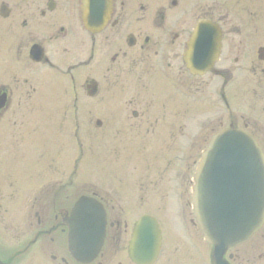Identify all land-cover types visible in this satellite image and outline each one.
<instances>
[{"label":"rangeland","instance_id":"obj_1","mask_svg":"<svg viewBox=\"0 0 264 264\" xmlns=\"http://www.w3.org/2000/svg\"><path fill=\"white\" fill-rule=\"evenodd\" d=\"M28 1L31 0H20L16 3V17H22L27 10L34 11L35 5L39 9L38 3L43 0H37V3ZM145 1L149 2L145 9L131 5L125 10V16L132 17L135 21L143 16H146L148 20H159L164 12L166 17L195 15L194 20H188L185 23L191 29L198 21L195 19L207 13L216 17L229 18L225 20L227 23L221 21L225 40L221 60L216 69H230L232 76L229 89L232 109L228 114L221 108L222 104L220 107L218 103V89L222 82L220 75L212 72L196 80L198 88L208 95H200L203 92H199L195 99L178 98L174 104L176 110L170 106L169 109L167 108L169 114L175 111L182 113V120L178 119L185 125L187 138L183 139L182 131L181 134L178 133L176 139L180 141H177L176 146L181 144L184 150L176 151L175 156H180L185 166L180 165V171L179 166L176 169L171 168L166 171L165 177H161L159 171L162 172L161 168L167 167L166 162L170 160V157L168 147H165L164 139L161 138L165 131L159 133L161 129H158L154 132V128L157 127L153 124L157 123L155 122L157 118H165L160 116L164 115L163 109L159 101L148 100L137 106L141 112H145V115L140 116L139 119L130 116L128 110L130 105L125 102L130 88L124 87V83H119L120 79L116 81L110 69L111 53L115 54L117 44L115 41L112 44L106 43L105 37L109 31L100 36L101 56L98 55V58L96 57V60L94 59L89 65L75 69H72V66L88 60L90 56L89 41L82 39L73 46L71 37L49 38L48 46L51 45L52 51L48 50L47 54L54 57L55 67L39 71L35 77L36 81L30 77L32 87L28 86L29 90L26 89V92L15 91V96L22 98L20 107L22 109L16 110V114L11 112V115L3 121L4 123L2 122L6 131L1 130L3 126H0V134L3 135L0 150L2 152L8 150L7 146L8 148L12 146L10 150L16 149L15 158L13 152L0 154L1 249L13 251L17 245L24 243L30 235H33V230L30 229L38 222L34 215V217L27 216L30 212L35 213L42 209L51 212L64 203L58 201L56 205H53L52 201L49 202L52 195L92 193L95 186L105 188L107 193L116 194L118 202L113 204L118 206L116 209L120 216L116 219L121 220L122 225L125 223L131 225L141 214L152 212L160 216L168 231H178L180 227L185 228V218H192L191 208L185 213L187 216L177 209H169L170 212L174 210L171 213L164 211V202H159L155 196L161 195L164 188L168 186L173 189L175 187L173 179L176 174L177 177L184 176L182 172L185 171L186 166L194 165L192 169L194 173L196 162L212 134L210 126L206 129L202 127L210 123V117L214 122L215 131L229 126L232 120L238 122L241 107L238 90L240 86L238 59L247 56L246 63L252 65L251 58L254 59L255 53L253 51V54L241 55L240 38H246L248 44L255 49L254 42L258 32L257 21H255L256 7L254 0H182L179 6L173 7L169 3L166 4V8L159 7L161 3ZM117 11L121 10L117 8ZM54 14L52 13L51 16ZM216 21L220 22V20ZM70 73L75 74L77 87H74ZM249 75L254 76L253 72ZM88 77L101 82L102 88L97 96L88 95L86 83H84ZM25 79V76L19 77V80ZM250 81L252 84L255 83L254 79ZM122 89L126 94L120 92ZM28 91L31 93L28 94ZM24 96L37 98L38 105H27ZM246 100L253 101L250 95ZM146 113L155 114L150 117ZM169 118H172V115ZM98 120L103 121L102 126L98 125ZM134 122L137 125L135 127H133ZM162 122L160 119L159 123ZM195 131L198 135H204L194 140ZM13 135L17 136L13 138ZM165 144L168 145V142ZM188 156L195 158L196 162L190 163ZM3 157L11 164L3 163ZM13 160L17 162L16 169L13 167ZM175 160L180 161L177 158ZM9 165L11 166L7 167ZM190 171L188 167V172ZM146 178H151L152 182L162 179V182L159 181L158 188L149 185V190L144 188L138 191L140 187L145 186ZM80 183H84V186L79 185ZM142 193L151 195L150 199L140 200ZM173 203L175 205L174 201ZM17 236L20 239H17ZM123 240H125L124 237H122ZM257 240L253 238L246 246H243L246 261H248L247 258L255 257L254 246Z\"/></svg>","mask_w":264,"mask_h":264},{"label":"flooded vegetation","instance_id":"obj_2","mask_svg":"<svg viewBox=\"0 0 264 264\" xmlns=\"http://www.w3.org/2000/svg\"><path fill=\"white\" fill-rule=\"evenodd\" d=\"M33 1L37 3V0L28 2ZM152 1L157 4L161 3L159 7L163 8H166V4L169 3L171 6L177 7L182 2V0ZM17 2H20V0H0V126H3L2 129L6 131L5 126L2 125L6 117L10 116L11 112L16 114V110H19L22 105V98L15 96V91L26 92V89L29 90L28 86L32 87L30 85L31 80L34 78V81H36L35 77L39 71L55 67L54 57L47 54L48 50L52 51L51 45H49L50 48L48 46L49 38L52 39L56 36L55 38L57 39H68L71 37L73 38V46L78 44V41H82V39L89 41L88 54L90 56L88 60L72 66V69H75L89 65L92 60H96V57L98 58V55L101 56L100 36L109 31L105 37L106 43L110 42L112 44L115 41L117 44L115 46V54L111 53L110 61L112 66L110 69L116 81L120 79L119 83H124V87L128 86L130 88L125 101L126 104L130 105V109H128L130 116L134 119H139L140 116L145 115V112H141L137 106L148 100L150 102L159 101L163 109L164 115L161 114L160 116H165V118H157L155 120L157 123L153 125L157 127L154 128V132L158 131V129H161L158 131L159 133L165 131L161 138L164 139L165 147H168L170 160L166 162L168 164L167 167H159L161 170L163 169L162 172L159 171V174L161 177H165L166 171L171 168L176 169L178 166L180 171V165L185 166V163L181 161L180 156H175L176 151L180 152L182 147L181 144L176 146L177 141H180V139L177 140L176 138L178 133L181 134L182 131L183 139L186 140L185 132L187 131L185 130V125L180 123L182 113L175 111L169 114L167 113V108L169 109L170 106V108L176 110V105L174 104L178 98H183V95L185 96L184 98L191 97L201 89L198 88L196 80L202 76L193 75L184 61V53L192 34V29L187 27L185 23L188 20H194L195 15L191 17H181L179 15L166 17L164 12L159 20H148L146 16H143L133 21L132 17L125 16V10L131 5L134 7L141 6L145 9L148 6L146 4H149V2L145 0H113L112 15L107 26L98 32H90L85 28L83 21L85 20L82 11L84 0H43L38 3L39 9L35 5L34 11L27 10L22 17L15 16ZM12 3L14 4L13 6ZM254 3L256 7L255 21H257L258 30L254 42L255 49L248 44L246 38H240L242 48L239 51L241 55L244 53L253 54V51L256 54L254 53V59L251 58L253 60L252 65L248 62L246 63L247 56L238 59L240 62V86L238 90L241 97V107L238 122L232 120L231 123L246 129L254 135L264 149V0H254ZM117 8L121 11L118 12ZM52 13L55 14L51 16ZM170 18L174 20H169ZM195 20H220L221 24V21L227 23L225 20H229V18L216 17L207 13L205 16ZM224 40L225 32L223 33V43ZM36 46L43 48V58L37 61L31 58V52ZM216 72L224 79L222 98L225 107L223 110L229 114L230 103L227 96V86L230 78V69L223 68ZM247 72H253L254 76L251 77ZM22 76L26 78L24 81L19 80V77ZM30 77L32 78L31 80ZM72 78L74 87H77L75 75H72ZM252 78L254 79V84L250 81L253 80ZM89 79L90 77L86 78L84 83L87 84ZM120 92L126 94L123 89ZM27 93L30 94L31 92L28 91ZM248 95L253 99V103L246 100ZM24 97L27 105L38 104L37 98ZM125 102H122V104H125ZM134 105L136 107H132ZM146 114L151 117L155 113ZM171 115L172 118H169ZM160 119L163 121L162 123H159ZM209 121L210 124H206V128L210 125V131H215L212 117H210ZM135 125L136 123L134 122L133 127ZM194 134L196 136L197 131ZM16 136L13 135V138ZM189 137L191 136L189 135ZM2 138L3 135L0 134V141H2ZM194 140L196 139L194 138ZM166 142H168V145L165 144ZM10 147L12 148V146H9V148L7 146L8 149ZM156 152L159 153L160 151ZM0 154H2L1 150ZM170 154L172 155L170 156ZM176 158L180 161L175 160ZM189 159L190 163L196 162L193 157ZM2 160L3 163H10L4 157ZM16 163L14 162L13 164L14 169L17 168ZM193 166L192 164L186 166L185 171L182 172L184 175L182 177H177L176 174L173 179L174 190L171 186H168L164 188V192L161 195L155 196L159 202H164V211L171 213L174 210L170 212L169 209H177V211H181V214H185L190 208L192 210ZM188 167L191 170L190 172H188ZM146 180L145 186H139L138 191L144 188L149 190V185H154L158 188L162 182V179L159 180L160 183L158 179L154 180V182L151 181V178H146ZM83 184L80 183L79 185ZM82 194H85V192L73 195L70 193L52 195L49 202L52 201L53 205H56L58 201L64 202L62 205L59 204V208L55 207L51 211L52 213L42 209L35 213L26 214L27 216L37 217L38 223L36 225L33 224L30 229L33 230V235H30L24 243L17 245L13 251L1 249L0 246V260L5 264H216L213 256V246L207 243L201 234L194 221L193 210L192 218L184 219V222H186L185 228L180 227L178 231H168L159 215L146 212L159 218L162 241L158 256L155 259L150 261L148 257L147 260L137 261L129 252L134 225L133 223L131 225L128 223L122 225L121 220L116 219L120 215H118V209H116L118 206L113 203H117L118 199L114 194L107 193L100 187H96L91 194L99 198L107 209L109 225L107 227L106 241L103 249L95 259L89 262L76 259L69 249L70 230L64 221ZM150 196L142 193L140 200H149ZM185 216L187 215L185 214ZM122 237L125 240L122 241ZM253 238L258 239L254 246L255 257L247 258L248 261H246L243 247L246 244H244L226 252L224 256L226 263L264 264V225ZM17 239H20V237L17 236ZM145 253L149 255L151 252L146 250Z\"/></svg>","mask_w":264,"mask_h":264},{"label":"water","instance_id":"obj_3","mask_svg":"<svg viewBox=\"0 0 264 264\" xmlns=\"http://www.w3.org/2000/svg\"><path fill=\"white\" fill-rule=\"evenodd\" d=\"M96 1L100 4L92 7L91 16L97 11L102 20L87 23L93 30L103 28L111 12V0ZM220 40L221 31L216 24L210 21L198 24L186 53L192 71L204 73L211 69L218 59ZM92 84L90 94L96 91V83ZM195 181V217L206 240L216 246L217 257L221 258L228 249L247 242L264 223V153L245 130L226 128L213 136L202 153ZM68 221L75 236L72 241L75 255L86 259L97 256L106 233V215L101 204L94 198L81 197ZM136 225L133 242L138 252L154 242L158 247L161 240L157 220L146 215Z\"/></svg>","mask_w":264,"mask_h":264}]
</instances>
